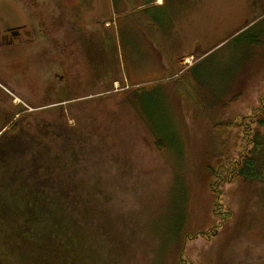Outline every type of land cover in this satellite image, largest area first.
<instances>
[{"label": "rangeland", "instance_id": "1", "mask_svg": "<svg viewBox=\"0 0 264 264\" xmlns=\"http://www.w3.org/2000/svg\"><path fill=\"white\" fill-rule=\"evenodd\" d=\"M22 1L35 25L25 27L23 43L0 46V126L8 118L26 128L54 126L64 112L71 131H57V141L75 130L72 180L95 201L89 229L72 236L53 264H171L177 246L162 237L188 215L187 203L201 201L200 180L208 177L199 156L208 146L204 112L231 108L264 69V0ZM26 15L20 0H0V43ZM157 44L179 75L164 79ZM190 56L193 65L176 82ZM253 83L246 99L261 88ZM232 108L228 118L246 111L245 103ZM261 131L251 157L259 178L225 189L238 228L223 264H264ZM28 252L53 253L41 246Z\"/></svg>", "mask_w": 264, "mask_h": 264}, {"label": "trees", "instance_id": "2", "mask_svg": "<svg viewBox=\"0 0 264 264\" xmlns=\"http://www.w3.org/2000/svg\"><path fill=\"white\" fill-rule=\"evenodd\" d=\"M155 46L161 50L166 66L164 79L179 75L183 70L176 73L171 70L169 57L158 44ZM188 71L175 78L176 82ZM253 80H259L261 88L253 99H246L245 95L252 92ZM249 84L231 101V108L220 109L217 116L204 112L209 127L208 146L199 156L204 159L202 172L208 177L200 180L202 202L196 201L191 206L187 203L188 209L184 210L188 215L176 222L169 239L162 237L176 243L171 264H223V249L238 228L234 225L236 220L231 224L236 218L233 211L229 212L223 203L226 186L244 187L248 181L259 178L251 157L264 128V69L251 77ZM194 91L200 93L197 88ZM133 93L134 89H130L127 94ZM196 103L205 108L206 102ZM238 103H245L246 111L243 114L231 111L228 118L229 110ZM58 118L54 126L38 121L33 128H26L23 121L11 122L12 118L0 126V264H53L52 259L59 258V251L70 248L72 236L76 239V235L89 229L88 217L95 201L91 202L86 190L72 180L70 171L76 166L73 158L76 141L72 136L75 130L65 135L64 141H57V131L66 134L71 131L68 125L71 119L62 111ZM191 140L194 142V138ZM77 205L82 206V211H78ZM59 242L63 244L62 251L55 247ZM37 246L49 247L52 258L28 252V248Z\"/></svg>", "mask_w": 264, "mask_h": 264}, {"label": "flooded vegetation", "instance_id": "3", "mask_svg": "<svg viewBox=\"0 0 264 264\" xmlns=\"http://www.w3.org/2000/svg\"><path fill=\"white\" fill-rule=\"evenodd\" d=\"M23 43V28H8L2 38L0 46Z\"/></svg>", "mask_w": 264, "mask_h": 264}, {"label": "crops", "instance_id": "4", "mask_svg": "<svg viewBox=\"0 0 264 264\" xmlns=\"http://www.w3.org/2000/svg\"><path fill=\"white\" fill-rule=\"evenodd\" d=\"M38 1H39V2H43L44 0H38ZM51 2H52V1H51ZM159 2H160V1H159ZM20 3H21V6H22V7L26 8V13H27L26 17H27V21H26V23H25V25H24L23 27H21V26L24 24L23 21H22V23L18 24V26L15 25V27H10V28H15V29H16V28H23V30H24L25 27H26L27 25H29V24H30V25L33 24V26H34V25H35V21H34V17H33L32 11L30 12L28 6H27L26 4H24L22 0H20ZM24 12H25V10H24ZM44 36H45L46 40L49 39V36H47L46 34H44ZM190 58H191V56H190V57H187L188 60H189ZM188 60H187V61H188ZM192 65H193V63L191 62L190 65H187L186 69H189L190 66H192Z\"/></svg>", "mask_w": 264, "mask_h": 264}, {"label": "bare ground", "instance_id": "5", "mask_svg": "<svg viewBox=\"0 0 264 264\" xmlns=\"http://www.w3.org/2000/svg\"><path fill=\"white\" fill-rule=\"evenodd\" d=\"M191 60V59H190ZM190 60H188V62H190Z\"/></svg>", "mask_w": 264, "mask_h": 264}]
</instances>
